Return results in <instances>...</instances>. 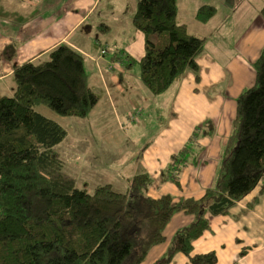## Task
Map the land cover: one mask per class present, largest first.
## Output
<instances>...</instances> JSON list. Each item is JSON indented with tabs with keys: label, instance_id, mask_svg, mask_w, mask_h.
Returning a JSON list of instances; mask_svg holds the SVG:
<instances>
[{
	"label": "trees",
	"instance_id": "trees-1",
	"mask_svg": "<svg viewBox=\"0 0 264 264\" xmlns=\"http://www.w3.org/2000/svg\"><path fill=\"white\" fill-rule=\"evenodd\" d=\"M261 10L264 17V6ZM177 11V0H137L132 16L134 27L145 35L140 79L154 95L187 70L199 78L196 58L205 38L191 34ZM215 11L213 5H202L196 18L204 23ZM128 57L126 66H132ZM253 68V84L236 97L212 184L198 198L175 200L169 193L150 196L153 178L144 170L127 178L125 192L110 183L91 192L78 187L55 149L66 130L35 107L45 105L61 116L88 115L99 94L88 84L83 55L60 43L44 60L15 64L13 93H0V264H140L166 240L164 229L179 211L193 219L176 229L153 264H167L178 252L190 264H214L215 251L193 253V241L209 227L211 216L226 214L264 178V47ZM212 132L209 120L197 125L171 155L161 182L179 185L183 168L197 163L203 152L197 139Z\"/></svg>",
	"mask_w": 264,
	"mask_h": 264
},
{
	"label": "crops",
	"instance_id": "crops-1",
	"mask_svg": "<svg viewBox=\"0 0 264 264\" xmlns=\"http://www.w3.org/2000/svg\"><path fill=\"white\" fill-rule=\"evenodd\" d=\"M211 1L177 0L178 21L184 23L190 32L187 22L189 19L198 22L197 9L201 5L213 4L215 14L205 23L198 22L203 34L209 32L210 20L220 13V0H214L215 4ZM221 1L234 12L239 10L237 0ZM136 4L137 0H62L55 5L56 10L47 16L41 14L42 7L38 6L27 13L26 0H0V93H13L12 71L15 64L44 60L48 51L60 43L73 47L83 55L88 84L99 94V100L115 108L118 103L127 104L132 110L129 116L132 122L133 111L148 109L150 113L158 103L163 105L161 110L167 107L168 114L153 133V138L142 147L139 162L133 164L131 174L144 170L151 175L153 184L147 193L152 197L169 193L175 200L198 198L213 182L221 151L231 132L236 97L254 82L253 63L264 47V17L255 16L250 21L251 25L239 31L231 42L217 44L204 35L203 51L196 58L199 78L196 79L195 74L187 70L163 93L154 95L140 79L138 61L145 53V35L132 23ZM222 39L227 40L225 37ZM126 56L133 59L132 66H126ZM137 64L136 73L133 67ZM132 69L138 77L132 75ZM99 100L89 111H92L90 115ZM226 103L229 111L224 116L220 111L225 110ZM101 115L105 122L111 118L103 112ZM209 119L214 123L213 132L197 139L196 142L204 147L197 163L183 168L179 185L171 181L161 182V171L170 163L171 155L183 148L197 125ZM64 138L67 151L64 164L69 168L67 172L77 178L85 168L73 160L84 158L74 157L87 154L88 157L84 156L88 160L91 151H80L78 139H84L81 134L71 142L66 130ZM81 175L87 178L85 173ZM84 180L79 181L77 186L89 184V178L88 182ZM94 180V184L85 187L88 191L89 187L93 190L98 183L101 184L97 175ZM111 182L114 179L107 183ZM192 219V214L183 211L175 213L164 229L166 240L154 245L140 264H153L158 260L176 229ZM209 250L216 253L214 264H264V178L226 214L210 217L209 227L193 241L192 252ZM242 250L243 254L240 253ZM167 264L190 263L185 254L178 252Z\"/></svg>",
	"mask_w": 264,
	"mask_h": 264
},
{
	"label": "rangeland",
	"instance_id": "rangeland-1",
	"mask_svg": "<svg viewBox=\"0 0 264 264\" xmlns=\"http://www.w3.org/2000/svg\"><path fill=\"white\" fill-rule=\"evenodd\" d=\"M26 1L27 13L30 12V9L33 7L38 6V8L42 7L41 14H45L47 16L52 11L56 10V4L62 2V0ZM202 1L210 2L211 0ZM213 1H211V3L215 4ZM237 2L239 7L237 12H234L230 7H226L225 4H223V1L220 0L218 2L220 13H218L214 19L210 20L212 25L209 27V32L203 34V32L199 30V20L197 18L196 19L198 22L191 19L188 20V29L198 37L203 38L204 35H206L207 38H205L207 40L210 38L212 42L217 44L221 42H231L239 31L242 32L245 28L251 25L252 22L250 21H252L255 16L258 15L259 17L262 15L261 9L264 6V0H237ZM209 19L205 22L209 21ZM89 24L90 23H87V25ZM222 37H225L227 40H223ZM153 39H155V36L152 38V40ZM133 69L137 73L138 64L135 65ZM133 69L132 75L134 77H138V75L133 72ZM99 101L100 102L95 107V111L92 115H90L92 112L91 111L86 117H77L76 119H71L67 116H61L42 104L36 106L35 109L47 117L57 121L64 127V129L66 128V130H68L71 142L77 139L79 134H81V136L84 138L82 140L78 139V142L81 143L80 151H91V157L88 160L94 163L92 164L86 160L85 156H89L87 154H83V156H81V154H77L74 157L84 158L73 161L75 163L79 162V164L84 166L85 170L82 171L81 174L85 173L87 176V178L81 177V174H79L77 178L74 176L77 181L76 185L79 181H82V179H85L84 181L88 182V178L89 184L85 183L83 187L94 184L92 182H95L94 178L95 175H97L101 184H106L108 180L112 181V179H114V182H111L114 184L113 188L117 191L125 192L128 188L127 178H130L134 175L131 174L133 164L139 162L140 151L142 147L153 138V133L157 130V127L163 123L165 116L168 114V110L167 107H164V109L161 110L160 108L163 107V105L158 103L155 106L156 109L151 110L153 113H149L148 109H146L144 112H141V110H138L137 112L133 111V115L131 116L134 117V121L132 122L131 118L129 117L132 113L130 111L132 110H130L127 104L118 103V106L115 108L114 106L110 107L107 102L103 103L102 99ZM225 105L227 109L225 108L223 112L220 111V114L227 116L225 114L227 113V110L229 111L228 103ZM102 112L104 114H109L111 118H108L105 122L103 115H101ZM209 121L212 123V125H214L212 120L209 119ZM65 143L66 141L63 140L60 144L58 143L55 146V149L59 152L60 156L64 160H66L65 157L67 154V151L65 150ZM69 143L70 142L67 140V144ZM95 168H97L96 171ZM68 169V167H65L66 171H68ZM89 188L91 192L92 188Z\"/></svg>",
	"mask_w": 264,
	"mask_h": 264
},
{
	"label": "built area",
	"instance_id": "built-area-1",
	"mask_svg": "<svg viewBox=\"0 0 264 264\" xmlns=\"http://www.w3.org/2000/svg\"><path fill=\"white\" fill-rule=\"evenodd\" d=\"M103 52V51H102Z\"/></svg>",
	"mask_w": 264,
	"mask_h": 264
}]
</instances>
